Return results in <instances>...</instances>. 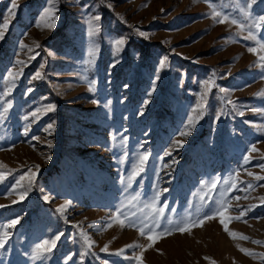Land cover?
<instances>
[{
	"label": "rangeland",
	"instance_id": "rangeland-1",
	"mask_svg": "<svg viewBox=\"0 0 264 264\" xmlns=\"http://www.w3.org/2000/svg\"><path fill=\"white\" fill-rule=\"evenodd\" d=\"M210 4L251 24L234 0H0V264H264V26Z\"/></svg>",
	"mask_w": 264,
	"mask_h": 264
},
{
	"label": "snow or ice",
	"instance_id": "snow-or-ice-1",
	"mask_svg": "<svg viewBox=\"0 0 264 264\" xmlns=\"http://www.w3.org/2000/svg\"><path fill=\"white\" fill-rule=\"evenodd\" d=\"M49 2V5L50 7L49 8H46L44 10V13L46 15H50L51 14V4H52V0H48ZM256 0H251V3H250V0H234V4H235V8L238 10V12L240 13V15L244 18L245 21H248V20H251V24L248 25L246 23H242L240 22L237 18H233L231 15H223L221 12L217 11L216 10V6L213 5V4H210V8H212V11H211V17L214 21L218 22V23H224V22H230L231 24L233 25H237L238 28L240 30H244L246 27H247V30H248V36L245 37V39H256L254 33H253V29L254 28H260L261 26H264V16H260V17H253L252 16V13L249 11V9L251 8V4L252 3H255ZM16 7V5L13 3L12 4V7L11 9H9V15H12V9H14ZM108 7H112L111 4L108 5ZM43 18V16H42ZM101 19L100 16H95L92 18V20L89 21V32L90 34H92L94 31H96L97 29H94L92 27V24L94 21H99ZM8 27V21L7 20H4L3 24L0 25V39H3L4 37V30L7 29ZM139 35L140 36H146V34L144 32H139ZM124 39L123 38H119V39H116L113 41V45L114 47L116 48L117 51H119V47L122 46L124 44ZM259 43V42H258ZM25 45H23V42H21V47H24ZM38 46V45H37ZM260 49L261 50H264V43H261L260 44ZM249 52H256L257 49L255 48H249L248 49ZM90 55H92V50H90ZM261 61H262V64H261V67L264 68V56H261L260 57ZM166 61H167V57H164L162 58L160 61H159V66H160V69H163L165 67V64H166ZM18 63H20V61H17ZM18 73H14L12 70H9L8 71V74H7V77L9 78L10 81H14L17 77ZM41 76V73L40 72H37L36 73V78H40ZM157 79H159V74L157 73ZM207 83V82H206ZM127 87V86H126ZM29 92L32 91V89H29L28 90ZM4 95L7 96L8 95V91L6 90L4 92ZM147 103V102H146ZM228 103H232V101H228ZM6 104H7V107L4 108V111L7 112V108L8 107H11V102L10 101H6ZM199 108H203L204 105L201 104V105H198ZM49 110H52V108L50 107ZM39 111V110H37ZM193 111H195V109H193ZM33 116H36L37 113H32ZM240 115H243V113L241 112ZM25 119H28V117H25ZM190 120V123L192 121V118L190 117L189 118ZM49 128H51V125H49ZM28 132V129L26 128L25 129V134H27ZM189 133L187 131L185 132H181L180 135L182 136H187ZM180 144H182V141H174V145L176 146H179ZM254 150V149H253ZM166 155H170V152L169 153H166ZM148 156H149V153H141L140 157H139V164L140 165H143L147 159H148ZM245 160L247 161L248 160V157L246 156L245 157ZM37 168L39 166H36ZM261 168H264V164H261L260 165ZM143 171V167H137L132 176H135V175H138L139 172ZM34 173H32V175L29 177V181L31 182V179L32 177H34ZM249 175H251V173H249ZM132 176L129 177V179H132ZM0 178H2V174H0ZM21 180L24 179V177H20ZM257 179H264V177H257ZM19 183V181L17 182ZM213 188H215V183L212 185ZM248 188H251L252 187V184L249 183L247 185ZM156 196L158 197L159 196V193L156 194ZM46 200L48 199L47 196L44 197ZM155 199V198H154ZM236 199H239V197H236ZM63 209V206H60V209L59 210H62ZM163 210L162 209H157V212H162ZM219 209H215V210H212V214L213 216L216 215L218 213ZM245 213L242 211L241 212V216L240 217H234V219H240ZM123 213H121L119 211V209L117 210V218H119V216H122ZM212 218V216H208L207 214L205 215V219H210ZM16 223V221H12L10 225H2L0 227H2L3 229H7L9 227H11L12 225H14ZM124 223L125 221L124 220H120V224L121 226H124ZM220 223L224 226V230L227 232L228 231V224L225 223V220L223 218V216H221V219H220ZM111 224H112V220L110 219V221L108 222V227H111ZM128 224L130 226H133L135 227V224L132 220H128ZM154 226H158V222L154 221ZM145 228H147V225L145 226H142L139 231H140V234L141 235H144L145 234ZM148 240L150 241V243L148 244V247H151L152 246V243L155 239H157L158 237L157 236H153L151 233L153 231L152 228H148ZM176 230L178 231H181V232H184V231H188L189 229L188 228H180L178 227ZM165 232L167 234H170V231L165 229ZM230 235H232L233 237H235L237 234L236 233H229ZM242 238L243 239H249L247 236H243L241 234ZM6 237H7V232H0V248H3L5 246V242H6ZM59 239V236L56 237V239L52 240L51 242H49L48 240H45L43 241L41 244H37L35 246V248L33 249V258L34 259H43L44 256L47 254V253H50L52 251V246L55 245L56 243V240ZM87 239V238H86ZM256 243H261L260 241H256ZM89 246H90V243H89ZM126 247H142L140 245H127ZM102 251H106L107 250V247H105L104 249H101ZM123 250H121L122 252ZM241 251L245 252L246 254H250L248 253V250L247 249H241ZM132 259H135L138 261V264H143V261L140 260V257L139 256H134L132 257ZM205 259H210L208 257H205ZM213 264H215V262L213 261Z\"/></svg>",
	"mask_w": 264,
	"mask_h": 264
}]
</instances>
